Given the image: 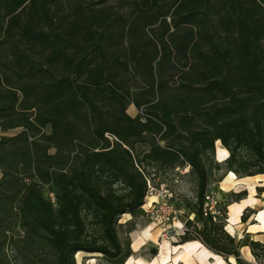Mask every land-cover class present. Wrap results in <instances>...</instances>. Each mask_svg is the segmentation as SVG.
<instances>
[{
	"label": "trees",
	"instance_id": "1",
	"mask_svg": "<svg viewBox=\"0 0 264 264\" xmlns=\"http://www.w3.org/2000/svg\"><path fill=\"white\" fill-rule=\"evenodd\" d=\"M61 1L0 0V128L22 129L0 138V264H77L79 253L126 264L148 169L185 165L196 199L175 205L194 215L176 246L251 264L247 248L264 264L263 232L237 239L227 207L216 221L204 212L213 168L264 176V0H139L130 16L109 0ZM217 142L224 167L208 165Z\"/></svg>",
	"mask_w": 264,
	"mask_h": 264
},
{
	"label": "rangeland",
	"instance_id": "2",
	"mask_svg": "<svg viewBox=\"0 0 264 264\" xmlns=\"http://www.w3.org/2000/svg\"><path fill=\"white\" fill-rule=\"evenodd\" d=\"M94 2L97 7H102L100 0H88ZM136 1L139 0H109L108 6H111L113 8H116L118 10H121V12L124 15H129L134 7V4ZM69 2L66 0H62L60 5L62 7H67ZM173 15H168L166 17L167 21H173ZM152 29L153 31H156L157 33L162 32V28L159 25L153 26ZM149 35L152 36V33H149ZM134 80V79H133ZM135 81V80H134ZM137 82L141 84L142 79L138 76L137 77ZM132 85H136V81L132 82ZM134 105H130L128 108V113L132 114L133 117H136L137 115L143 114L142 110H136L134 109ZM134 112V113H133ZM49 130V128H48ZM22 131V129H15L12 131H9L7 133H3L1 128H0V138L3 136L6 137H12L17 134H19ZM223 148L222 144L220 142L216 143V153L215 155H209V160H208V165L215 166L217 164H221L224 167L225 161L229 157L226 155L225 157H220L219 156V149ZM148 150V146L144 145H136L135 147V152L136 153H141ZM54 150L52 151V153ZM228 152V151H227ZM212 175L210 177V185L207 194L213 193L215 197L221 202V207H227L228 208V214H227V219L225 221L226 223V229L227 231L234 236L237 239H244L245 232L242 233V229L245 227L248 228L251 226L250 224L254 223L256 225H252L251 228H249L252 233H256L257 231H262L264 233L263 227V222L261 218H257L256 214L259 211L264 210V193H259L258 188L264 186V176H258V177H252V178H240L237 175L236 179L234 180V183L231 185H228L225 183V180L227 176L229 175L226 174V171L223 170H218L217 168L212 169ZM148 173L150 176L153 174H156V179H161L162 182H166L169 184L171 187L172 191L174 192L175 195V205H183L187 203L188 201H195L196 199V185L194 183L193 177L190 175V173L185 174L182 179V183L178 186H174L170 181L168 177V171L169 170H159L155 171L154 169H148ZM2 175L0 174V178ZM243 179V180H240ZM222 180V181H220ZM156 186H159V183L156 181L155 182ZM246 191L247 192V197L241 202H249L252 204L253 211L255 213H251L250 210H245L243 214H246L249 216V220L247 224H240L237 222L239 221L237 219V212H234L235 209L233 207L237 204L235 203L236 196L239 193H242ZM45 197L48 194V189L45 188L43 190ZM249 209V208H248ZM256 215V216H255ZM188 216H191V218L194 217V215L190 213V210H186V216L181 218L182 221H185L188 219ZM256 218V220H255ZM131 222V217L129 215H123L119 221V234L120 238L124 240L126 238V230L129 226V223ZM132 222L135 224V231L137 230H142L143 228H151L152 233L156 234V239L158 243L153 242L151 244H148L145 249L142 250V252L139 253L141 257H143L147 261H151L152 264H230L226 262L223 258L219 256H215L213 253H211L209 250H207L204 246L200 247L199 250L195 252H185V251H180L177 249H173V246L175 247L177 244V240L179 239L178 236H176V232L174 233L175 239L171 241H163L160 238V231L154 227V225L151 223V220L144 214L134 220ZM261 225H259V224ZM242 225V226H241ZM134 232V231H133ZM23 232L21 230H16V237L21 235ZM254 239L258 240H264V236L261 237H255ZM163 242H168V243H163ZM165 244V246L162 248L161 245ZM242 255L244 258H246L251 264H254V259L252 256H250L249 252L246 250V248H243L241 250ZM9 254L12 256L13 252L9 251ZM15 254V253H14ZM97 254V253H95ZM91 254V255H95ZM77 259V264H105L103 261L100 259L94 260V258H88L83 256L82 254H77L76 255ZM231 263H234V260L231 259Z\"/></svg>",
	"mask_w": 264,
	"mask_h": 264
},
{
	"label": "built area",
	"instance_id": "3",
	"mask_svg": "<svg viewBox=\"0 0 264 264\" xmlns=\"http://www.w3.org/2000/svg\"><path fill=\"white\" fill-rule=\"evenodd\" d=\"M113 142L117 140L115 137L107 136ZM156 172L159 170L154 169ZM190 166H178L168 171L169 181L178 186L182 183L183 176L190 173ZM156 174L146 176L147 191L144 199V214L151 220V223L156 229L160 231V238L163 241H171L176 236L183 235L187 228L185 226L184 218L185 211L175 206V195L168 183L162 182L161 179H156ZM159 186L155 185V182ZM48 198L56 205V198L53 193H48ZM221 202L215 197L213 193L206 194L204 212L206 215L213 216L214 221L217 220L221 214Z\"/></svg>",
	"mask_w": 264,
	"mask_h": 264
},
{
	"label": "crops",
	"instance_id": "4",
	"mask_svg": "<svg viewBox=\"0 0 264 264\" xmlns=\"http://www.w3.org/2000/svg\"><path fill=\"white\" fill-rule=\"evenodd\" d=\"M134 109L138 110L136 107H134ZM127 113H128V110H127ZM134 113V112H133ZM132 118H135L132 116V114L128 113ZM230 174V173H229ZM248 178H252V177H248ZM240 180H243V179H240ZM228 185H231L230 183H226ZM248 202V201H247ZM237 204H244V202H240V203H237ZM253 205L250 204V203H246V205H243L241 211H237V210H234V212H237L238 215H237V219L239 220L237 222L241 224V217H242V213L247 210L248 208L251 209L253 208L252 207ZM253 210V209H252ZM262 211H259L255 216L257 218L260 217V214H261ZM256 220V218H255ZM259 224V223H258ZM251 226L252 225H256L255 222L254 224H250ZM261 225V224H259ZM242 226V225H241ZM251 226H249L248 228H244L242 229V233H250V234H257V233H260L262 231H257L256 233H252V231L249 229L251 228ZM130 238H131V248H132V251H133V255L131 256V258L126 262V264H152L151 261H147L145 260L143 257H141L139 255L140 252H142L143 249H145V247L148 245V244H151L153 242H156L158 243L156 239V234L155 233H152V230L151 228H143L142 230H136L134 232H132L130 234ZM163 243H168V242H163ZM165 246V244H162L161 247L163 248ZM203 245L199 242H189V243H186L184 245H178V246H173V249H177V250H180V251H185V252H195L197 250L200 249V247H202ZM246 250L249 252L250 256H251V253L249 251V249L246 248ZM79 254H82L83 256L85 257H88V258H94V260H97L99 258L100 255L98 254H95V255H91V254H86V253H79Z\"/></svg>",
	"mask_w": 264,
	"mask_h": 264
},
{
	"label": "bare ground",
	"instance_id": "5",
	"mask_svg": "<svg viewBox=\"0 0 264 264\" xmlns=\"http://www.w3.org/2000/svg\"><path fill=\"white\" fill-rule=\"evenodd\" d=\"M226 155H228L227 150L224 149V148H220V149H219V156H220V157H225ZM235 179H236L235 174H234V173H230V174L227 176V178H226V180H225V183H230V184H232V183H234V180H235ZM246 203H249V202H244V204H236V205L233 207V209H235V210H237V211H241L243 205H246ZM260 218H261V220H262V222H263V227H262V229H264V210L261 212V214H260ZM215 256H216V255H215Z\"/></svg>",
	"mask_w": 264,
	"mask_h": 264
}]
</instances>
